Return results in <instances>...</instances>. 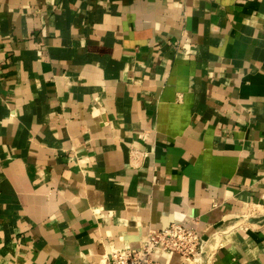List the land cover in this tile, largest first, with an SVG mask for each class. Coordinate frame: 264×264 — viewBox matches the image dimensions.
I'll use <instances>...</instances> for the list:
<instances>
[{
	"label": "crops",
	"instance_id": "1",
	"mask_svg": "<svg viewBox=\"0 0 264 264\" xmlns=\"http://www.w3.org/2000/svg\"><path fill=\"white\" fill-rule=\"evenodd\" d=\"M176 224L264 264V0H0V264Z\"/></svg>",
	"mask_w": 264,
	"mask_h": 264
},
{
	"label": "built area",
	"instance_id": "2",
	"mask_svg": "<svg viewBox=\"0 0 264 264\" xmlns=\"http://www.w3.org/2000/svg\"><path fill=\"white\" fill-rule=\"evenodd\" d=\"M205 240L194 228L176 224L165 230L153 231L129 245L109 252L105 264H161L156 257L178 254L183 257L203 254Z\"/></svg>",
	"mask_w": 264,
	"mask_h": 264
},
{
	"label": "rangeland",
	"instance_id": "3",
	"mask_svg": "<svg viewBox=\"0 0 264 264\" xmlns=\"http://www.w3.org/2000/svg\"><path fill=\"white\" fill-rule=\"evenodd\" d=\"M112 251H116V249H111L110 252ZM202 255L203 254L198 255L197 258H194L193 256L183 257L182 255H177V257H179L184 264H201Z\"/></svg>",
	"mask_w": 264,
	"mask_h": 264
},
{
	"label": "bare ground",
	"instance_id": "4",
	"mask_svg": "<svg viewBox=\"0 0 264 264\" xmlns=\"http://www.w3.org/2000/svg\"><path fill=\"white\" fill-rule=\"evenodd\" d=\"M202 253L205 254L204 249H203V252Z\"/></svg>",
	"mask_w": 264,
	"mask_h": 264
}]
</instances>
